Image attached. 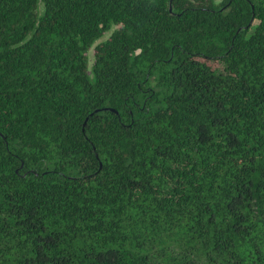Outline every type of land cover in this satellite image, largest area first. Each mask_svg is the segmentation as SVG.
Instances as JSON below:
<instances>
[{"label":"trees","instance_id":"1","mask_svg":"<svg viewBox=\"0 0 264 264\" xmlns=\"http://www.w3.org/2000/svg\"><path fill=\"white\" fill-rule=\"evenodd\" d=\"M0 264H264V0H0Z\"/></svg>","mask_w":264,"mask_h":264},{"label":"rangeland","instance_id":"2","mask_svg":"<svg viewBox=\"0 0 264 264\" xmlns=\"http://www.w3.org/2000/svg\"><path fill=\"white\" fill-rule=\"evenodd\" d=\"M108 34H109V32H107V33L102 37V39L105 38ZM92 60H93V57H92V53L90 52V53H89V65H91Z\"/></svg>","mask_w":264,"mask_h":264}]
</instances>
